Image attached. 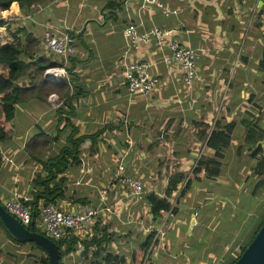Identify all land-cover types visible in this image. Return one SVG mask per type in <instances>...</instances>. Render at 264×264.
<instances>
[{"label":"crops","instance_id":"crops-1","mask_svg":"<svg viewBox=\"0 0 264 264\" xmlns=\"http://www.w3.org/2000/svg\"><path fill=\"white\" fill-rule=\"evenodd\" d=\"M158 1L169 14L155 5L141 8V0H46L25 11L17 3L0 11V34L7 39L0 46L13 44L14 36L24 42L25 30L39 42L38 57H48L50 53L43 43L46 32L69 33L76 40L72 57L66 61L55 57L61 64L57 67L64 68L70 81V94L76 93L71 110L61 117L76 128L77 136L98 132L101 135L95 143L87 139L80 145L78 158L64 175L68 199L61 200L58 207H97L100 193L94 183L110 176L107 168L115 166L114 178L120 184L114 185L110 196L106 195L109 212L99 216V230H104L112 240L119 237L118 225L134 217L139 218L138 224L143 228H148L149 234L154 232V239L160 238L155 229L162 222L154 224L141 217L142 213L149 214L143 196L150 191L132 199L121 181L125 177L140 180V175L143 179L137 166L159 165L162 171L155 170L153 174L167 182L171 173L184 174L183 167L204 161L201 149L212 150L205 142L197 141L195 123L208 124L211 129L222 120L233 123L229 151L242 149L258 163L243 145L246 129L242 121L264 131V0ZM129 23L139 31L153 27L174 30L170 40L194 50L198 79L191 88L183 84L178 67L164 64L163 59L169 55L165 46L160 50L153 44L137 49L128 47L123 30ZM135 62L148 63L150 72L159 79L160 84L148 97L127 94L123 73L126 64ZM1 73H8L7 65L0 64ZM18 84L28 86L30 80L24 77ZM53 96L60 107L53 106ZM62 104L56 94H51L44 102L34 99L16 106L10 138L0 144L1 203L14 195H28L30 200L32 181L41 166L27 158L24 147L39 132L57 134L56 111ZM69 130L61 134L45 159L70 147L66 141ZM219 159L208 161L221 163ZM146 172L151 174L150 169ZM153 192L163 196L162 191ZM73 199L85 203L77 205ZM178 204L175 200L174 207ZM111 215L115 216L114 223L109 219ZM179 226L184 227L182 219ZM30 244L23 250L9 243L0 225V264H36L44 254ZM105 245L104 242L102 246Z\"/></svg>","mask_w":264,"mask_h":264},{"label":"trees","instance_id":"trees-1","mask_svg":"<svg viewBox=\"0 0 264 264\" xmlns=\"http://www.w3.org/2000/svg\"><path fill=\"white\" fill-rule=\"evenodd\" d=\"M44 1L46 0H0V11L8 10L13 3H17L19 8L25 11L31 5H38ZM22 33L25 35L24 42L17 41L14 36L13 44L0 46V64H5L8 67V73L0 74V144L10 138L9 132L17 105L34 99L44 102L51 94H56L59 100L63 101L62 107L56 111L58 118L57 134L48 135L39 132L31 136L24 147V153L27 158L41 166L40 173L36 174L32 181V187L29 191L30 200L25 203L32 211L34 221L27 229L43 235L36 226L40 208L48 204L58 207L61 200L68 199L65 195L66 179L64 175L70 167V163L75 162L78 158L80 145L87 139L95 143L101 133L98 132L91 136H77L76 128L68 120L61 117L63 113L71 110V100L76 96V93L70 94V81L66 79L65 75L57 76L52 81H47L43 78L44 72L48 68L61 66V64L51 54L48 57H38L39 42L31 34L26 33L25 30H22ZM24 77H28L30 80L28 86L18 84ZM245 122L242 121L246 129L243 145L251 156L259 161V168L262 169L259 174H264L262 150L260 147H256L257 142L264 138V131L254 127L253 124H245ZM194 126L197 128V141L205 142L206 147L214 151L215 158H222L224 150L229 147L230 136L235 125L233 123L226 124L222 120L216 122L212 129L205 123H195ZM68 129L70 130L66 134V141L70 147L66 146L57 156L45 159L53 144ZM2 164L3 157L0 151V168ZM202 171L206 179L216 178L221 172V163L207 160L199 161L191 172L189 177L191 179H187L186 175L180 172L171 173L168 176L162 197L153 191L147 192L143 196V201L147 205L154 224L160 223L163 213H167L170 216L177 213V209L170 200L175 199L178 204L179 201L187 196L195 184L200 185L202 181L198 178V175ZM115 184L117 186L118 182H115ZM262 187H264V179L257 183L255 189L258 191ZM73 202L81 205L85 203L84 200L74 199ZM262 207V205L259 207L261 212L259 218L253 219L256 224L252 229L251 235L245 237L240 245V252L234 257L226 258V261L221 264H234L253 240L264 223V210H262ZM0 225L5 230L1 220ZM100 233H103L104 236H100ZM153 238L154 232L148 234L144 243L140 245V252H136L133 255V259L137 264L141 263V260H145L149 254L148 252L154 241ZM111 240L105 235L104 230H99V223H97L93 228L91 237H76L72 235L67 239L55 242L59 251V264H63L64 258L75 253L80 246L82 248V256L87 259L90 253L94 264H124L122 256L109 253L107 246H102L104 242L107 244ZM35 247L45 255V252L39 246L35 245ZM44 255L39 258L38 264H47V257Z\"/></svg>","mask_w":264,"mask_h":264},{"label":"rangeland","instance_id":"rangeland-1","mask_svg":"<svg viewBox=\"0 0 264 264\" xmlns=\"http://www.w3.org/2000/svg\"><path fill=\"white\" fill-rule=\"evenodd\" d=\"M201 150L204 153L202 160L215 159L218 161V158L213 156L212 151L207 152L205 148ZM224 154L219 159L221 161L219 176L209 180L205 178L204 174H199L198 178L200 177L199 179L203 183L192 187L187 197L176 205L177 213L172 216L167 213L162 214L161 227L155 229V233L160 238H153L154 241L148 259L141 260L139 264H221L226 261V258L234 257L240 252L241 243L245 237L251 235L252 229L255 227L256 223L253 219L259 218L261 215L259 207L262 205V210H264V187L258 191L255 189L257 183L264 179V174H259L262 170L259 168V161L257 163L251 160L242 149L229 151L228 147ZM193 167V165L183 167L184 174L188 179H191L189 176ZM137 168L142 174L143 179H141V175L138 178L144 185V192L151 190L164 191L166 181H162L163 178L153 174L155 170L162 171L159 165H155L154 168L149 165L137 166ZM239 168H241L240 173H238ZM107 169L111 173L110 176L106 175L103 181L97 179L94 184L99 192L102 187H108L106 189H109L108 196H110V190L113 189L116 185L115 182L118 180L114 178L116 174L115 166L110 165V168ZM146 169L148 171L150 169L151 174L147 173ZM123 171L124 168L121 171L122 174ZM170 201L174 205L175 200ZM107 203L110 205V202L107 201ZM74 204L81 205L79 203ZM192 216L195 219L191 232L193 237L191 235L188 237L187 226ZM141 217L142 220L151 219L148 213L145 215L142 213ZM109 219L114 223L115 216L111 215ZM180 219L183 220L184 227L182 228L179 226ZM138 220L139 218L134 217L131 221L125 220L123 224L120 223L118 225L119 233L117 234L119 237L107 243L108 252L122 256L124 264H137L133 259V255L140 252L139 245L144 243L149 234L148 228L144 227V229L142 224H138ZM154 227L155 225L150 226L149 230ZM7 240L16 247L23 248V250L29 245V243L19 244L13 241L9 235H7ZM30 245L36 248L34 244ZM81 251L80 246L75 253L64 258L62 263L94 264L90 253L88 258L85 259Z\"/></svg>","mask_w":264,"mask_h":264},{"label":"built area","instance_id":"built-area-1","mask_svg":"<svg viewBox=\"0 0 264 264\" xmlns=\"http://www.w3.org/2000/svg\"><path fill=\"white\" fill-rule=\"evenodd\" d=\"M147 5H155L162 8L164 14H169L158 0H141V8ZM33 7L34 5L30 6V8ZM174 32V30L158 27L139 31L137 26L129 23L123 30V37L131 49L153 44L160 50L165 46L169 55L163 59L164 64L178 67L182 73L183 84L191 88L198 79L195 52L191 48L178 44L177 41L170 40V36ZM6 41L5 36L0 34V43L5 44ZM43 43L51 55L64 61L76 52V40L69 33L56 35L52 32H46ZM62 75H65L63 67H51L44 72L46 80H53L55 77ZM123 75L129 97L133 95L148 97L160 84L159 79L150 72V65L145 62L126 64ZM51 98L53 106L55 108L60 107L61 104L57 98L54 96ZM121 184L128 190V195L132 199H139L144 193V187L140 180L125 177L122 179ZM106 188L101 189L99 192L97 207L63 210L52 204L42 206L39 211V218L36 220L37 228L53 242H59L72 235L91 237L95 224L99 223V216L110 210L105 203L108 193ZM28 201V195H14L12 199L2 202L5 210L25 228H28L34 222L32 211L25 205Z\"/></svg>","mask_w":264,"mask_h":264},{"label":"water","instance_id":"water-1","mask_svg":"<svg viewBox=\"0 0 264 264\" xmlns=\"http://www.w3.org/2000/svg\"><path fill=\"white\" fill-rule=\"evenodd\" d=\"M256 147L261 148L264 157V138L257 142ZM0 220L6 233L13 241L19 244L33 243L37 245L45 252L47 264H59V251L56 243L44 235L23 227L17 219L5 210L1 203ZM194 223L195 219L192 216L187 230L188 236L191 235ZM234 264H264V223Z\"/></svg>","mask_w":264,"mask_h":264}]
</instances>
